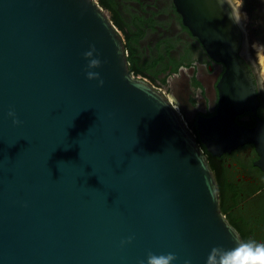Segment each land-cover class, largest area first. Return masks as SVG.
<instances>
[{"label":"water","instance_id":"obj_1","mask_svg":"<svg viewBox=\"0 0 264 264\" xmlns=\"http://www.w3.org/2000/svg\"><path fill=\"white\" fill-rule=\"evenodd\" d=\"M174 2L234 88L201 123L203 144L220 156L254 143L264 155L262 129L235 123L258 103L237 57L247 21L242 31L214 0ZM93 45L103 87L85 73ZM236 236L206 156L131 72L109 14L95 0H0V264H140L149 252L205 264Z\"/></svg>","mask_w":264,"mask_h":264},{"label":"flooded vegetation","instance_id":"obj_2","mask_svg":"<svg viewBox=\"0 0 264 264\" xmlns=\"http://www.w3.org/2000/svg\"><path fill=\"white\" fill-rule=\"evenodd\" d=\"M95 1L109 14L124 40L128 56L130 53L142 71L137 77L149 82L169 100L196 139L217 181L222 211L237 221L248 239L264 243V222L260 221L264 218V155L254 143H247L216 156L208 151L200 136L201 123L219 115L221 101L226 97L222 90H234L226 87L225 63L214 58L185 26L174 0ZM252 44L249 33V45L245 47L242 43L237 57L254 77L258 103L253 110L237 114L235 123L247 129L263 130V66ZM169 77L174 79L170 81ZM234 203L238 205L233 207Z\"/></svg>","mask_w":264,"mask_h":264},{"label":"clouds","instance_id":"obj_3","mask_svg":"<svg viewBox=\"0 0 264 264\" xmlns=\"http://www.w3.org/2000/svg\"><path fill=\"white\" fill-rule=\"evenodd\" d=\"M214 3L222 13L226 11L227 18L231 23L242 31L245 28L247 21V12L245 11V0H214ZM264 49V45L260 46ZM86 64V77L89 81H98L99 86H104V80L96 69L101 68L102 62L98 58L95 46H91L90 50L84 54ZM259 49L257 50V59H259ZM262 83H264V73L261 74ZM174 77H169L173 80ZM9 117L13 118V122L19 125L20 121L15 118V112L10 111ZM261 139L264 140V130L261 132ZM131 238L127 241H122V244H130ZM234 246L231 248L213 247L205 260V264H264V243L255 240H245L239 237H234ZM178 257L172 253H152L149 252L145 260L140 264H175ZM184 264H191V261L186 259Z\"/></svg>","mask_w":264,"mask_h":264},{"label":"rangeland","instance_id":"obj_4","mask_svg":"<svg viewBox=\"0 0 264 264\" xmlns=\"http://www.w3.org/2000/svg\"><path fill=\"white\" fill-rule=\"evenodd\" d=\"M245 11L247 12V28L250 31L252 45L255 47L256 53L259 49V62L263 66L264 73V49H260V46L264 45V0H245Z\"/></svg>","mask_w":264,"mask_h":264},{"label":"trees","instance_id":"obj_5","mask_svg":"<svg viewBox=\"0 0 264 264\" xmlns=\"http://www.w3.org/2000/svg\"><path fill=\"white\" fill-rule=\"evenodd\" d=\"M257 33V32H256ZM258 35V33H257ZM127 50V48H126ZM128 52V50H127ZM128 62H129V65H130V69H131V72L135 75V76H138L142 73L141 70H139L137 67H136V63L133 61V58L131 57L130 53H129V56H128ZM223 196H224V193L223 195L221 196L222 199H223ZM238 204L237 203H234L233 207L237 206ZM249 212V211H248ZM224 213V212H223ZM251 213V212H250ZM225 214V213H224ZM226 215V214H225ZM228 220L230 221V223L239 231V233L241 234L242 238L247 240L248 237H247V233H245L243 230L238 224H237V221L236 220H232L231 218H229L227 216ZM260 221H263L264 222V218ZM249 223H251V220H249ZM252 232V231H250ZM250 234V233H249Z\"/></svg>","mask_w":264,"mask_h":264}]
</instances>
